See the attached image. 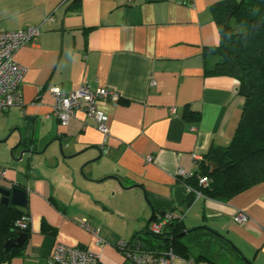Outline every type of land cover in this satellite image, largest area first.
I'll return each mask as SVG.
<instances>
[{
    "label": "crops",
    "instance_id": "crops-1",
    "mask_svg": "<svg viewBox=\"0 0 264 264\" xmlns=\"http://www.w3.org/2000/svg\"><path fill=\"white\" fill-rule=\"evenodd\" d=\"M219 1L0 0V31L40 28L37 41L16 54L26 69L22 102L0 111V140L8 138L0 141V186L26 190L28 204L18 207L30 213L31 227L22 249L9 258L6 253L21 247L6 250L0 243V264H49L56 243L93 250L100 264H111L107 248L79 223L88 220L102 238L105 202L116 195L125 205L111 211L126 214L130 225L125 234H107L111 242L132 240L155 213L186 211L184 225L199 227V239L216 236L202 229L207 227L251 262L264 264V184L228 202L202 197L187 208V186L176 176L179 169L195 172L212 144L228 145L242 115L237 80L208 75L219 58L203 55L206 46L220 43L211 10ZM84 84L121 94L117 102L98 101L109 115L106 140L85 112H76L67 126L52 115V86L70 91ZM186 107L200 112L201 120H186ZM20 136L15 156L23 148L33 152L16 162L8 147ZM58 138L68 157L61 155ZM111 176L134 187L123 188ZM240 210L249 215L244 224L233 220ZM222 252L238 255L225 246L219 256ZM190 256L193 264H219L211 251Z\"/></svg>",
    "mask_w": 264,
    "mask_h": 264
},
{
    "label": "trees",
    "instance_id": "trees-1",
    "mask_svg": "<svg viewBox=\"0 0 264 264\" xmlns=\"http://www.w3.org/2000/svg\"><path fill=\"white\" fill-rule=\"evenodd\" d=\"M211 10L220 32V43L206 46L203 55L205 58L218 56L219 60L207 69V74L236 79L244 103L231 142L212 144L197 160L195 172L176 175L187 186V208L202 198L197 197L198 192L204 198L228 202L253 186L264 184V0H221ZM183 117L193 122L201 120L200 112L189 107L185 108ZM201 178L208 181L207 186L200 184ZM25 216L30 217V213L18 206L0 205L1 244L6 238H17L18 231L26 232L28 238L31 227L23 230L17 224ZM153 218L158 219L159 215L155 213ZM186 229L184 220H174L161 235L152 234L148 226L128 242H138L146 249L161 252L172 248L176 254L193 259L190 248L179 237ZM44 230L51 229L45 225ZM115 247L119 249L117 244ZM226 247L235 251L234 247L227 244ZM21 249L14 248L5 257Z\"/></svg>",
    "mask_w": 264,
    "mask_h": 264
},
{
    "label": "built area",
    "instance_id": "built-area-1",
    "mask_svg": "<svg viewBox=\"0 0 264 264\" xmlns=\"http://www.w3.org/2000/svg\"><path fill=\"white\" fill-rule=\"evenodd\" d=\"M176 1L182 4L188 2V0ZM39 35L40 28L38 26H28L13 31H0V111L21 104L20 88L26 69L17 61L16 54L26 44L36 42ZM152 83L154 84L155 81ZM49 92L54 99L52 115L57 117L61 125L67 126L76 112H85L96 121L97 128L104 134L105 140L108 138L110 134L109 115L98 107V101L109 99L117 102L121 98L119 92L106 87L92 89L88 84L70 91L52 86ZM152 159L151 156L147 157L148 162H151ZM186 174L187 172L183 169H179L177 172V175ZM200 184L207 186L208 181L201 178ZM197 194L198 198L203 197L200 192ZM185 216L186 211L182 213L166 211L158 219L150 222L149 230L154 235H161L172 221H182ZM233 220L244 224L249 220V215L240 210L234 215ZM17 224L23 230L28 229L30 217H23ZM79 224L92 233L99 243L105 242L99 237L98 229L88 220L84 219ZM117 247L125 256V261H130L131 264H175L177 259L183 260L185 264H193L194 261L176 254L172 248L161 252L146 249L138 242L129 243L128 241L119 242ZM100 260L101 255L93 250L56 243L50 255L49 264H99Z\"/></svg>",
    "mask_w": 264,
    "mask_h": 264
},
{
    "label": "rangeland",
    "instance_id": "rangeland-1",
    "mask_svg": "<svg viewBox=\"0 0 264 264\" xmlns=\"http://www.w3.org/2000/svg\"><path fill=\"white\" fill-rule=\"evenodd\" d=\"M117 198V195L112 198L109 197L105 202L109 207V212L105 213V217H103V219L101 220L103 225L101 237L105 241L102 246H105V248H107L108 251L105 255L110 256L111 264H131L130 261L123 262V260L126 259L125 256H123L120 253L119 249L115 247V244H118L119 242H122L124 240L111 242L107 237V234L112 235L113 237H115L116 235L125 234L128 230L127 226L130 225L128 218L123 216L126 214L119 215V213H113L111 211V209H122V206L125 205L123 204V200ZM111 205L113 206V208H110ZM197 234L198 233L196 231H193L181 237V240H184L187 244H189L192 257L197 258L203 251H207L208 253L211 251V253H213L214 255V258L218 260L219 264H255L253 262L247 263L239 255H228L227 253H225L226 251L222 252V255L219 256V252L222 249V246L226 247L227 239L225 240L223 239V237L212 236L210 234L199 239ZM198 264L214 263L209 260H201Z\"/></svg>",
    "mask_w": 264,
    "mask_h": 264
},
{
    "label": "water",
    "instance_id": "water-1",
    "mask_svg": "<svg viewBox=\"0 0 264 264\" xmlns=\"http://www.w3.org/2000/svg\"><path fill=\"white\" fill-rule=\"evenodd\" d=\"M229 19H230V16L227 19V23H228ZM18 131L20 132V129H18ZM57 140L60 141V152H61V155L63 157H68L64 153V148H63V144L61 143V140L59 138ZM0 141H2L1 143H7L8 138H5L4 140H0ZM20 146H22V138H21V136H20V140H19L18 143H16L12 147H8V151H9V155H10L11 159L16 161V162L23 161L26 154H29V153L33 152L31 148H23L21 153H20V156L16 157L15 154H14V151ZM91 147L98 148V146H91ZM86 150H88V148H85L84 150L80 151L79 153L74 154V155L69 156V157H75L78 154L85 152ZM99 158L100 157H98L96 159L89 160L88 162H86V164L87 163H93ZM111 177L114 178L118 182V184L121 187H123V188L131 189V188L134 187V186H131V187L125 186L123 184V182L116 176H111ZM0 194H2V203L5 204V205L12 204V205H15V206L22 207V206H26L28 204V194H27L26 190H24L21 187L14 186V187H11V188H7V187H4V186H0ZM152 209H154V208L152 207ZM152 220H153V217L151 218V221ZM198 229H199V227L198 228H193V229H186L185 231H183L182 233L179 234V237L181 238L184 235H186L187 233H190V232H193V231H197ZM202 229L209 230L210 232H212L216 236L223 237V239L226 240V238L224 236H222L221 234H219L216 231H213V230H211V229H209L207 227H204ZM17 235H18V238H6L4 240V247L6 248V250H10V249H12L14 247H21L23 245V243L25 242V240L27 238V233L24 232V231H18ZM227 243H229L231 246L234 247V249L236 250L238 255L241 256V258H243V260H245L247 263L251 262L230 240L227 239Z\"/></svg>",
    "mask_w": 264,
    "mask_h": 264
}]
</instances>
